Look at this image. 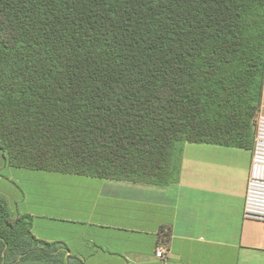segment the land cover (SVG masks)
Wrapping results in <instances>:
<instances>
[{
    "label": "trees",
    "instance_id": "obj_1",
    "mask_svg": "<svg viewBox=\"0 0 264 264\" xmlns=\"http://www.w3.org/2000/svg\"><path fill=\"white\" fill-rule=\"evenodd\" d=\"M264 0H0V154L14 169L178 183L183 147L252 150ZM0 194V264H82Z\"/></svg>",
    "mask_w": 264,
    "mask_h": 264
},
{
    "label": "crops",
    "instance_id": "obj_2",
    "mask_svg": "<svg viewBox=\"0 0 264 264\" xmlns=\"http://www.w3.org/2000/svg\"><path fill=\"white\" fill-rule=\"evenodd\" d=\"M251 158L187 143L179 181L165 187L4 164L0 191L21 201L13 212L31 217L35 238L65 245L82 264H264V223L243 218Z\"/></svg>",
    "mask_w": 264,
    "mask_h": 264
},
{
    "label": "built area",
    "instance_id": "obj_3",
    "mask_svg": "<svg viewBox=\"0 0 264 264\" xmlns=\"http://www.w3.org/2000/svg\"><path fill=\"white\" fill-rule=\"evenodd\" d=\"M249 177L243 204V218L248 221L264 223V118L258 114L254 119V146ZM167 248L160 246L156 257L164 259Z\"/></svg>",
    "mask_w": 264,
    "mask_h": 264
},
{
    "label": "rangeland",
    "instance_id": "obj_4",
    "mask_svg": "<svg viewBox=\"0 0 264 264\" xmlns=\"http://www.w3.org/2000/svg\"><path fill=\"white\" fill-rule=\"evenodd\" d=\"M7 169V168H6ZM10 175V174H9ZM9 175L8 173L6 172L5 168H4V161L1 157V154H0V176L3 178V179H8L9 178ZM12 178L15 179V180H18V183L21 185L23 184V181L21 179H17L16 177H14L12 174H11ZM16 182V181H14ZM1 188V187H0ZM1 190V189H0ZM0 194H2V192L0 191ZM7 202H8V206L10 208V210L14 211L13 208H16L15 206V203H19L21 202L19 199H14L12 198L11 200H9L7 198ZM15 202V203H14ZM14 203V204H13Z\"/></svg>",
    "mask_w": 264,
    "mask_h": 264
}]
</instances>
